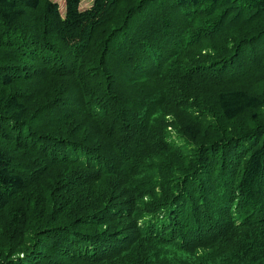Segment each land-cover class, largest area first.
<instances>
[{
    "label": "trees",
    "instance_id": "16d2710c",
    "mask_svg": "<svg viewBox=\"0 0 264 264\" xmlns=\"http://www.w3.org/2000/svg\"><path fill=\"white\" fill-rule=\"evenodd\" d=\"M0 0V264H264V0Z\"/></svg>",
    "mask_w": 264,
    "mask_h": 264
},
{
    "label": "rangeland",
    "instance_id": "374dc122",
    "mask_svg": "<svg viewBox=\"0 0 264 264\" xmlns=\"http://www.w3.org/2000/svg\"><path fill=\"white\" fill-rule=\"evenodd\" d=\"M52 1L59 4L62 16H65L66 0H52ZM92 4H93V0H81L80 10L89 9L92 6Z\"/></svg>",
    "mask_w": 264,
    "mask_h": 264
}]
</instances>
